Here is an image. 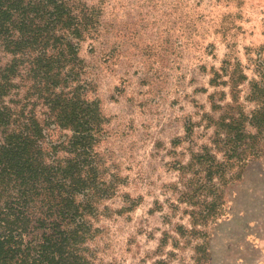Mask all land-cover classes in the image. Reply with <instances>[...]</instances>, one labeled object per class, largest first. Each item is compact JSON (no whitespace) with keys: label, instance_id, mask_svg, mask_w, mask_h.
<instances>
[{"label":"trees","instance_id":"obj_1","mask_svg":"<svg viewBox=\"0 0 264 264\" xmlns=\"http://www.w3.org/2000/svg\"><path fill=\"white\" fill-rule=\"evenodd\" d=\"M98 15L84 0H0V264H102L89 242L117 179L98 151L105 117L79 55ZM245 56L212 70L210 112L185 126L206 138L174 168L152 264H209L228 188L250 163L264 167V44Z\"/></svg>","mask_w":264,"mask_h":264},{"label":"rangeland","instance_id":"obj_2","mask_svg":"<svg viewBox=\"0 0 264 264\" xmlns=\"http://www.w3.org/2000/svg\"><path fill=\"white\" fill-rule=\"evenodd\" d=\"M84 2L98 11L99 24L79 47L83 79L105 117L98 151L117 179L89 245L98 263L152 264L169 229L174 168L206 138L202 127L187 138L185 126L210 112L209 79L225 56L245 64V49L264 44V0ZM226 200L227 214L209 229V264H264L261 162L246 166ZM171 221L186 223L178 214Z\"/></svg>","mask_w":264,"mask_h":264}]
</instances>
